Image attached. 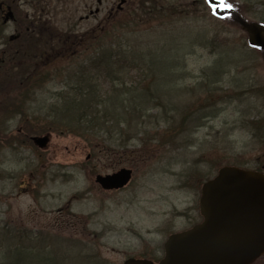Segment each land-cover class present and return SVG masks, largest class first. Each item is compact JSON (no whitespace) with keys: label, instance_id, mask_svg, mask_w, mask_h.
<instances>
[{"label":"rangeland","instance_id":"1","mask_svg":"<svg viewBox=\"0 0 264 264\" xmlns=\"http://www.w3.org/2000/svg\"><path fill=\"white\" fill-rule=\"evenodd\" d=\"M41 1L49 6L43 12L49 18L48 28L61 32L63 42L65 37L82 41L102 36L107 28L112 35L122 32L131 50L157 54L160 61L152 69L129 75L132 84H141L134 93L152 100L147 107L151 118L111 126L102 140L58 134L44 118L47 106L64 90L66 75L93 54L94 46L88 49L76 43L74 59L53 60L47 52L51 47L58 52L55 32L52 38L37 32L27 37L22 48L45 51V64L39 54L17 56L15 51L7 60L19 61L0 64V239L4 230L15 231L24 244L30 240L26 232L30 238L48 236L40 247L51 250L52 242L59 258L39 251L31 264L158 259L168 234L199 220L200 185L218 168L236 165L264 173L260 54L246 47V36L237 25L216 18L199 0H168L175 13L147 23L144 11L152 5L147 0ZM30 3H21L24 13L44 5L33 0L30 9ZM226 3L249 21L264 19V0ZM117 5L123 12L114 15ZM135 13L139 23L129 26ZM119 21L125 27L115 33L113 26ZM40 74L43 82L25 88L23 81L29 83V78ZM121 81L128 82L126 77ZM25 120L48 127L49 132L36 134L48 136L44 148L35 147L30 136L24 140L17 135L25 130ZM122 168L132 171L125 188L105 191L95 183L97 174ZM1 260L0 253V264ZM255 264H264V257Z\"/></svg>","mask_w":264,"mask_h":264},{"label":"trees","instance_id":"2","mask_svg":"<svg viewBox=\"0 0 264 264\" xmlns=\"http://www.w3.org/2000/svg\"><path fill=\"white\" fill-rule=\"evenodd\" d=\"M147 2L152 5L147 11H144V23L163 19L166 17L165 15L168 13L170 15L173 9H175V5L173 6L168 0L167 2H163L162 0H147ZM200 3H203V1H200ZM141 6L144 10V4H141ZM136 14L132 15L133 18L130 20L129 26H136L139 23V17ZM259 21L264 22V19L261 18ZM113 27L116 33L120 28L125 27V23L119 21ZM100 33L103 37L101 35L88 36L82 39V41L81 39L73 41V38L68 41L65 37L61 53L62 57L56 51V47L54 48L55 53L51 50L53 47L47 52L49 59L53 56V60L58 58L72 60L76 56V51L72 49L76 43L88 49L94 46L93 54L85 61L79 62L73 72L66 75L64 90L57 93L55 101L48 105L47 111H45L44 118L50 121L53 130L60 135L71 134L83 140H89L92 137L102 140V136H107L111 126L116 128L122 125H129L132 121L136 124V120H138V123H143L139 120L151 118L148 114L150 110H147V107H150L149 103L152 100L147 101L148 99L143 98L144 94L134 93L135 89L141 84L139 82L132 84L129 81V75L132 71L139 72L142 69L144 70L145 67L152 69V66L160 61L157 54L150 50L146 52L131 50L124 44V39L125 41L130 40L122 32L112 35L109 29L106 28V30ZM113 37L114 40L112 39ZM26 39L27 37H20L16 40L15 54L18 56L19 53H23L25 56H31V52H33L39 54V57L43 59V55H45V51L43 50L37 51L33 49V51H30L29 49L20 48V45L25 43ZM71 43L72 46L70 45ZM37 44L41 47L42 43L39 42ZM41 59L40 61L45 64L44 59ZM17 61H19L18 58ZM3 69L5 70V68ZM16 72H19V68L16 69ZM11 73L13 74L12 71ZM122 77H126L128 82L121 81ZM29 79V83L22 82L25 83V88L27 89H32L31 87L40 84L45 78L44 75L40 74L34 75ZM105 82L108 83V90L106 87L105 90L103 89ZM47 128L44 125L41 126L40 124L25 120V130L22 133L17 132V135L27 140L28 136L31 137L32 135L49 132ZM120 141L122 140L119 138L118 142ZM3 234L5 235L4 238L0 239L1 264H31L30 259L39 256V251H42L46 256L59 258L57 254L58 247L52 242L51 250L46 251L41 249L40 246L43 241L48 240V236L45 237L40 234L38 237L30 238V235L26 232L24 236L30 240L24 244L15 236V231L9 232L4 230ZM43 259H46V257L44 256ZM53 264L58 263L53 262Z\"/></svg>","mask_w":264,"mask_h":264},{"label":"water","instance_id":"3","mask_svg":"<svg viewBox=\"0 0 264 264\" xmlns=\"http://www.w3.org/2000/svg\"><path fill=\"white\" fill-rule=\"evenodd\" d=\"M124 0H121V3ZM219 16L230 15L247 34L248 45L263 52L264 24L248 22L226 7L224 0H205ZM120 8V6H118ZM44 148L48 137H32ZM131 178V170L95 177L103 190L120 189ZM202 221L192 228L168 236L164 257L156 264H253L264 255V174L225 166L204 182L198 200ZM123 264H155L129 258Z\"/></svg>","mask_w":264,"mask_h":264},{"label":"flooded vegetation","instance_id":"4","mask_svg":"<svg viewBox=\"0 0 264 264\" xmlns=\"http://www.w3.org/2000/svg\"><path fill=\"white\" fill-rule=\"evenodd\" d=\"M27 0H0V45L4 48L2 53L15 51L16 40L20 37H31L32 34L38 33L54 37V30L48 28L49 18L43 15L45 9H49L48 4H44V1L39 0V4H44L41 8L35 10L34 13H24L21 10V3ZM33 0H30V5ZM59 0H56L58 3ZM100 3V2H99ZM117 7V6H116ZM30 9H34V6H29ZM123 10H116L114 15L121 14ZM112 12H109L110 15ZM48 14V12L46 13ZM58 39V53H62L64 42L61 38V32H55ZM158 259H153L158 261Z\"/></svg>","mask_w":264,"mask_h":264}]
</instances>
